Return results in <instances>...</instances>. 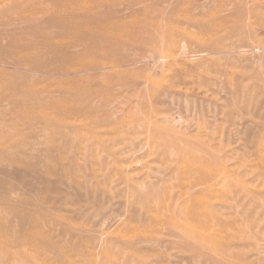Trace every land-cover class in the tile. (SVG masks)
Returning <instances> with one entry per match:
<instances>
[{"label":"rangeland","instance_id":"374dc122","mask_svg":"<svg viewBox=\"0 0 264 264\" xmlns=\"http://www.w3.org/2000/svg\"><path fill=\"white\" fill-rule=\"evenodd\" d=\"M0 11V264H264V0Z\"/></svg>","mask_w":264,"mask_h":264},{"label":"bare ground","instance_id":"6f19581e","mask_svg":"<svg viewBox=\"0 0 264 264\" xmlns=\"http://www.w3.org/2000/svg\"><path fill=\"white\" fill-rule=\"evenodd\" d=\"M55 1V0H54ZM56 3V2H55ZM129 4H131V3H129ZM128 4V5H129ZM129 8H130V5L128 6ZM147 8H149V7H146V6H143L142 7V10H145V9H147ZM61 9V8H60ZM66 12V11H65ZM253 12V11H252ZM56 16H52V17H54V18H52L51 19V21H49V23H53V25L55 26V27H57V28H59V30H57V32L55 33V35H59V36H66L68 33V31H71V24L69 25H65V22H64V17H63V15L61 14V13H57V14H55ZM41 16V15H40ZM146 17V16H145ZM144 17V18H145ZM68 18V17H67ZM136 19V18H135ZM91 19L90 18H88V21H90ZM134 20V19H133ZM2 21H4V18H3V11H0V22H2ZM67 21V20H66ZM19 22H21V21H19ZM89 27H87V26H83L87 31H85V33H87L89 36H90V40L92 39L93 41H94V38H96V35L98 36V31H96V28L95 27H92V26H90V25H88ZM77 28H79L78 26H77ZM114 28L116 29H118L119 27H118V23H115L114 24ZM102 29H106V28H102ZM124 29V28H123ZM122 29V30H123ZM73 31V30H72ZM33 34L36 36V37H39L40 38V42H38L42 47H41V49L35 54V55H40V56H38V57H34V59H37V58H42L43 57V54H47V57L48 58H51L50 56H48V54L49 55H54L58 50H59V47H58V45L57 44H55V43H53L51 40H49L48 41V36H46L45 34L44 35H41V33L39 32V30H37L36 28L35 29H33ZM101 32V31H100ZM119 34L120 33H117V37L115 36V37H112L113 38V40L114 41H116L117 42V38H118V36H119ZM76 36H77V39L79 38V35L78 34H76ZM111 36H112V32H111ZM128 37H131V35H127ZM44 37H46V38H44ZM127 38V37H126ZM51 39V38H50ZM61 39V38H60ZM63 39V38H62ZM76 39V41L74 42V43H76V42H81L82 40H86V37L84 36V35H81V39L80 40H77ZM64 41V40H63ZM56 42V41H55ZM92 42V41H91ZM93 43V42H92ZM77 44V43H76ZM8 46H11V48H12V50H18V49H21V50H24V51H31V50H34V49H38V48H40L39 46H34V45H32V44H26V45H24V47L23 46H21L19 43H17L15 40H11V42L8 44ZM103 51V50H102ZM46 57V58H47ZM44 59H45V57H44ZM113 64H115L114 62H113ZM112 64V65H113ZM33 66L34 64H32V62H31V64H30V66ZM31 66V67H32ZM114 66H116V65H114ZM8 67V66H7ZM15 67V66H14ZM111 67V66H110ZM113 67V66H112ZM120 67V66H119ZM12 68H13V66H12ZM75 68V67H74ZM106 68V67H105ZM19 69H21V68H19ZM71 69V68H70ZM118 70V69H117ZM92 71V70H91ZM84 72V71H83ZM42 73V72H41ZM76 73V72H75ZM54 75V74H53ZM63 76V75H62ZM21 82V81H20ZM20 82H17V83H20ZM22 104H25V106L27 107V109H28V112L29 113H35L34 112V110H32V108H34L35 107V104L33 103H29V102H26V101H24ZM31 105V106H30ZM197 208V207H196Z\"/></svg>","mask_w":264,"mask_h":264}]
</instances>
